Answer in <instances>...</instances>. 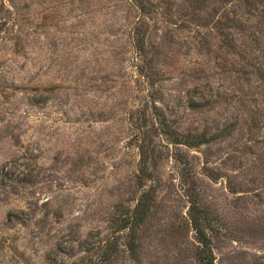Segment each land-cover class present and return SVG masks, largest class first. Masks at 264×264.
<instances>
[{
	"label": "rangeland",
	"instance_id": "1",
	"mask_svg": "<svg viewBox=\"0 0 264 264\" xmlns=\"http://www.w3.org/2000/svg\"><path fill=\"white\" fill-rule=\"evenodd\" d=\"M244 4L0 0V264H197L194 205L216 264H264V12ZM145 191L134 259L120 220Z\"/></svg>",
	"mask_w": 264,
	"mask_h": 264
},
{
	"label": "trees",
	"instance_id": "2",
	"mask_svg": "<svg viewBox=\"0 0 264 264\" xmlns=\"http://www.w3.org/2000/svg\"><path fill=\"white\" fill-rule=\"evenodd\" d=\"M204 1V0H200ZM240 2H244V8H247V14H253L254 12L258 13L260 10L264 12V0H237ZM232 15V17H229ZM229 16H223V20L218 21L220 25H223L228 28H239L241 26L240 16L236 13V10L230 12ZM242 29V27L240 28ZM227 36V35H226ZM192 106V101L189 104ZM163 127H165V135L171 137L172 141L176 144H182L187 147H195L206 143L208 139L205 136H194L191 134H180L177 131H174L166 124V121L163 120L161 122ZM138 139L136 142L138 155H139V163L140 167L137 173V182L141 187H144L146 181L149 179L150 174H148V166L151 152L144 145V139ZM152 201V197L149 195L147 191L143 192L138 201L136 202L132 211L129 212L128 216L123 220H120V231H128L126 238L128 240L127 250L132 258L136 259V250H137V239H138V230L140 226L144 223L148 212L150 210V204ZM190 225L195 235V240L197 243L196 247V255L195 259L197 264H216L215 259L213 257L212 251V241L210 235L208 234V230H210V224L208 222V218L204 212L199 209L196 205L191 207L190 211ZM114 246L111 248H99L98 250V264H106L109 260H112L114 255Z\"/></svg>",
	"mask_w": 264,
	"mask_h": 264
}]
</instances>
